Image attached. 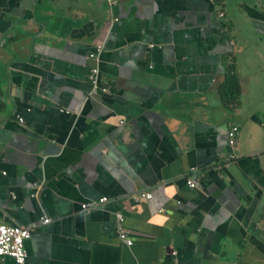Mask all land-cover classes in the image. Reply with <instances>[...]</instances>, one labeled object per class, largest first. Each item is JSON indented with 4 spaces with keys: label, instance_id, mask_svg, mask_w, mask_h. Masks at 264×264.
I'll list each match as a JSON object with an SVG mask.
<instances>
[{
    "label": "crops",
    "instance_id": "obj_1",
    "mask_svg": "<svg viewBox=\"0 0 264 264\" xmlns=\"http://www.w3.org/2000/svg\"><path fill=\"white\" fill-rule=\"evenodd\" d=\"M0 208L25 264H264V0H0Z\"/></svg>",
    "mask_w": 264,
    "mask_h": 264
},
{
    "label": "built area",
    "instance_id": "obj_2",
    "mask_svg": "<svg viewBox=\"0 0 264 264\" xmlns=\"http://www.w3.org/2000/svg\"><path fill=\"white\" fill-rule=\"evenodd\" d=\"M220 4L224 3V0H218ZM114 4V3H113ZM220 19H224L225 15L220 13ZM117 22V20H115ZM104 54V46L98 45L94 51L89 55V58L96 62V66L91 69L89 75V82L96 93L97 88L101 83L100 70L98 64ZM20 122H22L20 120ZM120 124L123 126L125 123L122 121ZM239 134V129L234 127L228 134L229 145L233 147L235 145V139ZM199 175H194L187 180V185L191 190H196L200 179ZM142 199L151 200L152 195L150 193H145L141 196ZM107 198H103L98 201H91L87 204L82 205L83 211L98 210L105 207L108 203ZM118 236L120 241H122L126 246L131 247L134 244L133 239L130 237L129 231L124 226V215L122 213L116 214ZM51 219L45 218L43 224H48ZM31 237V229L24 228L21 226H12L6 223L0 224V257L6 256L12 258L17 264H24L27 259L26 242Z\"/></svg>",
    "mask_w": 264,
    "mask_h": 264
},
{
    "label": "water",
    "instance_id": "obj_3",
    "mask_svg": "<svg viewBox=\"0 0 264 264\" xmlns=\"http://www.w3.org/2000/svg\"><path fill=\"white\" fill-rule=\"evenodd\" d=\"M18 120H19V123L20 124H24V119L22 118V117H18ZM20 120L22 121V122H20ZM199 184V183H198ZM14 194V193H13ZM12 196H14V195H12ZM16 196V195H15ZM89 202H91V201H89ZM89 202H87V203H89ZM87 203H85V204H87ZM83 205V204H82ZM91 211H93V210H91ZM91 211H89V212H91ZM82 212H84L83 211V209H82ZM87 211H85L84 213H86ZM3 212H2V209L0 208V217H2L3 219H4V214H2ZM45 218H47V217H42V221H44V219ZM50 219V218H49ZM4 221H6V220H4ZM1 223H5V222H1ZM0 223V224H1ZM43 223V222H42ZM7 224H9V225H12V226H15L16 224H10V223H7ZM40 227V225L39 224H34L33 226H32V228H29V229H31V236H32V232L33 231H36L38 228ZM31 238V237H30ZM30 240V239H29ZM28 241V240H27ZM27 257H28V253H27ZM6 258H10V257H6V256H3V257H0V264H1V261L3 260V259H6ZM10 259H12V258H10ZM13 260V259H12ZM27 260V259H26ZM14 261V260H13ZM15 262V261H14ZM16 263V262H15ZM25 263H26V261H25ZM24 263V264H25ZM17 264V263H16Z\"/></svg>",
    "mask_w": 264,
    "mask_h": 264
},
{
    "label": "trees",
    "instance_id": "obj_4",
    "mask_svg": "<svg viewBox=\"0 0 264 264\" xmlns=\"http://www.w3.org/2000/svg\"><path fill=\"white\" fill-rule=\"evenodd\" d=\"M228 83H230V82H228Z\"/></svg>",
    "mask_w": 264,
    "mask_h": 264
}]
</instances>
